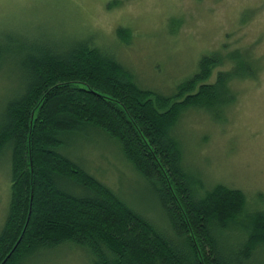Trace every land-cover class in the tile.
<instances>
[{
	"label": "trees",
	"instance_id": "1",
	"mask_svg": "<svg viewBox=\"0 0 264 264\" xmlns=\"http://www.w3.org/2000/svg\"><path fill=\"white\" fill-rule=\"evenodd\" d=\"M129 33L117 29L123 41ZM224 64L220 56H202L197 71L163 95L140 87L90 42L29 53L21 89L0 117V153L10 152L0 264H23L63 246L86 250L91 264L264 260V209L249 205L240 189L193 176L175 132L187 110L216 121V112L234 103L230 70L209 81ZM84 127L102 130L144 179L157 212L152 219L61 153L66 137Z\"/></svg>",
	"mask_w": 264,
	"mask_h": 264
},
{
	"label": "rangeland",
	"instance_id": "2",
	"mask_svg": "<svg viewBox=\"0 0 264 264\" xmlns=\"http://www.w3.org/2000/svg\"><path fill=\"white\" fill-rule=\"evenodd\" d=\"M130 31L127 42L118 28ZM90 42L129 70L137 84L163 95L220 56L230 70L234 103L214 121L185 111L175 126L195 177L242 190L264 209V0H0V117L23 83V60L37 47ZM208 81V82H209ZM222 118V119H221ZM102 130L69 135L61 153L109 187L129 207L153 218L144 179ZM10 191V152L0 153V228ZM261 197V199H260ZM157 211V210H156ZM154 221H156L154 219ZM251 264H264L255 257ZM23 264H91L84 249L41 251Z\"/></svg>",
	"mask_w": 264,
	"mask_h": 264
}]
</instances>
